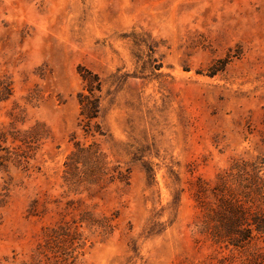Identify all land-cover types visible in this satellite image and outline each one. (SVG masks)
<instances>
[{"label": "rangeland", "instance_id": "rangeland-1", "mask_svg": "<svg viewBox=\"0 0 264 264\" xmlns=\"http://www.w3.org/2000/svg\"><path fill=\"white\" fill-rule=\"evenodd\" d=\"M85 71L103 83L88 127ZM35 124L46 139L30 170L0 169V264L264 253L214 244L195 200L199 180L264 158V0H0V132ZM78 145L96 147L103 172L67 182Z\"/></svg>", "mask_w": 264, "mask_h": 264}, {"label": "trees", "instance_id": "trees-1", "mask_svg": "<svg viewBox=\"0 0 264 264\" xmlns=\"http://www.w3.org/2000/svg\"><path fill=\"white\" fill-rule=\"evenodd\" d=\"M80 75L84 87L77 96L79 116L88 127L98 118L103 83L92 72H80ZM45 139L42 124L0 132V169L11 166L29 171ZM102 165L103 156L96 147L78 145L64 163V178L69 182L82 169H86L88 178L96 177L103 172ZM116 180L125 181L127 176H116ZM196 186L195 200L203 213L201 232L214 244L236 250H244L254 243L264 244V158L237 159L217 176L213 185L199 180ZM61 232L62 229L52 231L56 235ZM258 259L254 264H264V253Z\"/></svg>", "mask_w": 264, "mask_h": 264}]
</instances>
